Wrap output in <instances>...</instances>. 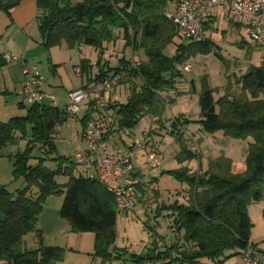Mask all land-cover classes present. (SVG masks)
Masks as SVG:
<instances>
[{"label": "trees", "instance_id": "1", "mask_svg": "<svg viewBox=\"0 0 264 264\" xmlns=\"http://www.w3.org/2000/svg\"><path fill=\"white\" fill-rule=\"evenodd\" d=\"M170 0H37V24L46 49L88 46L98 53L96 63L81 60L79 73L86 78L83 90L91 83L109 80L127 85L124 104L112 109L120 129L132 130L148 116L164 128L166 94L175 91L183 78L178 66L199 54L213 51L204 40L181 44L173 57L165 55L175 29L165 14ZM0 0V12L5 11ZM119 34L125 46L142 51L146 61L132 65L121 58L116 66L104 61L105 47L115 43ZM94 66L98 73L93 77ZM198 96L199 117L192 121L204 132H221L224 137L247 140L241 168L225 157L210 159L203 172H191L187 164L199 161L180 130L189 123L179 117L171 121L168 135L179 146L175 159L180 168L169 174L188 187L186 204L171 206L170 227L175 238L169 246L154 249L136 264H226L251 246V204L264 200V62L249 66L235 81L239 91L228 84L222 95L201 80ZM99 94H102L99 92ZM21 107L22 104L20 105ZM91 112L101 114L97 109ZM92 114H86V119ZM71 116L65 108L30 106L25 116L0 122V149L14 146L18 135L28 138L22 151L10 155L13 175L23 179L15 193L0 187V264H58L64 249L47 246L37 230L38 217L49 196H62L61 216L73 232L95 235L94 255L105 264L112 257L117 237L118 213L112 196L96 181L89 179L70 156H56L57 128ZM83 119V120H84ZM38 148L41 156L33 157ZM35 160L33 164L30 162ZM52 161L54 168L45 166ZM67 177L65 184L56 178ZM32 234L28 247L26 236ZM145 261V262H143ZM207 261V263H206ZM143 262V263H142Z\"/></svg>", "mask_w": 264, "mask_h": 264}, {"label": "crops", "instance_id": "2", "mask_svg": "<svg viewBox=\"0 0 264 264\" xmlns=\"http://www.w3.org/2000/svg\"><path fill=\"white\" fill-rule=\"evenodd\" d=\"M176 1L177 0H170L167 10L171 11ZM36 2L37 0H2V5L6 10L0 12V122H7L13 117H22L26 114V112L23 111L25 105L22 104L18 96V92L24 83L23 69L24 67H29L30 62L36 59V56L37 58L44 56L46 55V51L49 50L43 46L42 37L38 30ZM174 38L172 44L168 46L164 52L168 57H173L174 55V52L169 54L170 47H174L176 51L177 46L175 41L177 39ZM203 40L213 47L212 52L217 56L220 55L221 63L224 62L225 65V68L223 67L221 70L223 80L219 86L215 87V91H217L219 95L223 94L228 84L232 85V91L238 92L239 87L235 84V81L246 72L249 66H259L264 62V40L259 43L250 40L244 31V27L233 20L227 19L223 10L219 7L214 10L209 20L203 25ZM177 41L180 45L189 44L187 41ZM106 48L107 47H105L103 59L106 58ZM6 53H11L14 59L10 62H5L2 59V55ZM222 53H224V56ZM137 56L140 57L141 62L146 61L142 51H138ZM97 57L98 53L95 50V59L93 61L87 58H80L79 63L74 65V71L78 77L79 83L78 86H73L67 90L66 95L70 91L81 89L88 84L86 78L81 77L79 73L81 60H88L90 65H94ZM187 64L191 65V69L188 73H184L183 67ZM178 69L181 71L183 78L176 85L175 91L166 94V105H169L170 102L172 103L171 106L177 105L180 112L176 117L188 122L190 121L180 130L184 136H186V139L193 141V143L197 142L196 149L199 160L203 157L207 160L205 163H208L210 159L215 158H211L212 156H210L213 143L210 139H206V141H210L206 143L204 147L205 154L203 155L197 137L201 135L204 130L195 122L193 125L190 124L195 117L197 119L199 117V109L197 110L196 105H198V96L201 91L200 86L198 87L195 80L189 76L193 69L191 59L183 65L178 66ZM97 73L98 71L95 73L92 72V76L94 77ZM88 88L89 91L87 92L89 98L82 104V113L78 117H73L79 125V134L83 129L86 114L98 115L97 113L91 112V110L95 108L101 114L103 135L108 153L113 154L117 149L128 148L134 139L142 143V149L132 158L133 168L131 170V177L137 180H143L146 177L150 183L142 182L137 186V196L133 208L124 214H135L137 212H140V214L147 213L148 211L142 208V198H146L147 194L154 188L157 191L158 199L157 203L153 206L161 205L159 208L162 209L161 215L166 225L164 229L167 231L172 221L171 215L173 212L170 210L171 206L173 204H186L189 198L186 184H180V187L167 185L165 188L162 185L165 178H173L169 174L170 171L180 168V165L175 160V156L179 150L173 152L170 150L171 148H175L174 144L177 147L178 144L173 137L168 135L170 123L176 117L171 114L172 119L168 123L164 122V126L166 127V129H164L159 128L153 119L146 116L149 120L148 128L142 131V139H138L133 135V129H120L117 125L115 113L112 109L107 108L109 105L124 104L128 95L122 97L118 93H115L103 101L102 99L95 98V94L101 92V84L91 83ZM41 90L47 96L43 105L47 107H56L55 97L45 89V85L42 86ZM48 96L51 98H48ZM122 98L125 99V102L121 101ZM47 101L52 105L46 104ZM21 104L23 107L20 106ZM165 116L166 112L163 114L164 118ZM125 130L129 133L127 134ZM215 134L221 139L226 138L221 132ZM210 136H213V134ZM164 141L168 143L167 149L161 146ZM150 149L158 151L160 165L147 173L144 162L145 155ZM0 152L2 153V158H9V156L12 155L10 147L1 149ZM73 154H71L70 157ZM146 187H149V189ZM54 198L53 201V196H49L46 199L44 208L37 221L36 228L41 233L44 244L64 249V258L58 264H100V259L94 255L95 235L91 232H73L69 222L60 214L63 200L62 196H55ZM154 218H156V216ZM164 232L161 235L157 234L158 237H163ZM171 242H173V240L170 241V243ZM250 243L251 245L264 249V242L253 243L250 241ZM129 256L130 255L126 254V252L124 253L115 244L112 257H117V259L115 258L105 264H136L134 258H130Z\"/></svg>", "mask_w": 264, "mask_h": 264}, {"label": "rangeland", "instance_id": "3", "mask_svg": "<svg viewBox=\"0 0 264 264\" xmlns=\"http://www.w3.org/2000/svg\"><path fill=\"white\" fill-rule=\"evenodd\" d=\"M175 44L177 46H175L176 51L174 47H170L169 54L173 52L174 55L176 54L180 43L176 40ZM106 51V60L104 59V61H106L110 67L116 66L117 62L121 58L129 61L132 65H137L139 62H141L140 57L137 56L138 51H135L132 49V47L125 46L120 34L118 40L115 43L107 46ZM222 55L224 56V53H222ZM219 56L220 55L217 56L214 52H210L207 54H199L191 58L193 69L190 75H188L195 80L197 83L196 85L198 87L200 86V89L201 80L203 78L207 79L208 85L214 90L216 89L215 87L219 86L222 82L223 77L221 70L223 67L225 68V65L224 62L221 63ZM80 58H87L93 61L95 59V50L88 46H81L80 49H68L63 45L60 47L50 48L46 51V55L39 58L36 56V59L30 62L29 67H34L42 75L44 80L42 86L45 85V89L55 97L56 107L63 108L68 102L66 95L67 90L73 86H78L79 81L74 71V65L79 63ZM96 71L97 68L94 66L93 73ZM113 89V94L118 93L122 97L129 95V89L127 85L115 84ZM121 101L125 102V99L122 98ZM46 104H50V102L47 101ZM171 104L172 103L170 102L169 105L165 106L166 116L165 118L163 117L165 123L171 121L172 115L176 117L180 112V109L177 105L171 106ZM29 107V105H25L23 111L26 112ZM196 108L197 110L199 109L198 105H196ZM196 119L197 118L195 117L192 121H197ZM190 124L193 125L194 122H191ZM148 125V118H143L133 129V135H135V137L138 139H142V131H145L148 128ZM210 135L211 134L202 131V134L197 137V140L199 141L198 143L201 145L200 150L202 151L203 155L205 154L204 147L206 143L211 140L213 143L211 147L212 151L210 153V156H212L211 158L225 156L234 161L237 168H241L246 158L248 144L252 142V139L248 138L247 140H237L227 137L221 139L217 137V134L215 133L213 136ZM78 138L79 125L77 121L71 117L66 123L57 128L55 134L57 152L55 155L70 156L76 152L78 148ZM206 139L210 140L206 141ZM27 141L28 138L22 136L20 137L18 135L16 144L14 146H10V150L12 152L11 154L14 155L17 151L24 150ZM187 142L190 149H192L196 153V156L199 157L196 149L197 142L193 143V141L190 140ZM167 144V141H164L161 146L167 149ZM174 147V149H170L171 152L179 150V146L177 147L174 144ZM155 151L159 155L158 151ZM1 154L2 153L0 152V187L7 189L11 193H15L16 190H19L23 187V179L21 177H14L12 160L10 158H2ZM32 156L34 158L41 156L38 148L34 149ZM206 161L207 160H205V158L201 157L199 161L191 160L187 166L191 172H196L198 170L204 172L207 168V163H205ZM34 162L35 160L32 159L30 163L33 164ZM45 166L49 169H53L55 165L52 161L48 160L45 162ZM67 180V177L64 176L56 178V182L59 184H65ZM180 184L182 183L177 182L173 178H165L162 182L164 188L167 185L180 187ZM146 188L149 189V187ZM54 197L55 196H53L52 201L55 199ZM144 198L145 197L142 198V208L145 209V211H148L147 213L140 214V212L136 211L137 213L135 214H118L115 225L117 233L115 241L116 246H118V248H120L124 253L126 252V254L130 255V258L134 256L136 260L138 257H145L150 251L154 249H162L165 246H169L170 241L174 240L175 238V232L171 227L168 228L167 231L164 229L166 225L164 224V219L161 215L162 209L159 208L161 205L153 206L157 203V191L153 188L149 194H147L146 198ZM248 214L252 223L250 241L253 243L264 242V200L251 204L248 207ZM155 216L156 218H154ZM163 232V237H158L157 234L161 235ZM28 240H32V234H28L26 236L27 246H30L31 242ZM145 264L150 263L146 262ZM208 264L212 263L208 261Z\"/></svg>", "mask_w": 264, "mask_h": 264}, {"label": "built area", "instance_id": "4", "mask_svg": "<svg viewBox=\"0 0 264 264\" xmlns=\"http://www.w3.org/2000/svg\"><path fill=\"white\" fill-rule=\"evenodd\" d=\"M218 7L223 10L227 19L244 27L250 40L256 43L264 40V0H177L173 9L167 10L165 16L172 22L177 40L201 42L203 25ZM2 59L10 62L14 57L11 53H6L2 55ZM190 69L191 65L187 64L183 67V72L188 73ZM23 75L24 83L18 92L22 104L42 105L47 97L41 90L44 81L42 75L34 67H24ZM113 87L111 81L104 80L101 83L102 94L96 93L95 98L105 101L113 95ZM88 98V92L83 89L70 91L64 107L66 112L78 117L82 113V104ZM125 132L129 133L127 130ZM142 147V143L134 139L128 148L108 153L102 119L94 114L85 119L79 134L78 149L71 158L84 175L96 180L112 196L117 213L124 214L133 208L137 186L148 182L146 177L143 180L131 177L132 158ZM159 165V155L155 149H150L145 155V170L150 171ZM227 264H264V249L248 246Z\"/></svg>", "mask_w": 264, "mask_h": 264}]
</instances>
